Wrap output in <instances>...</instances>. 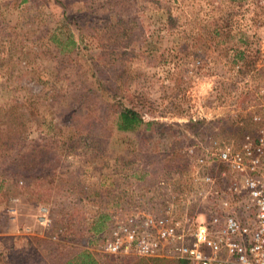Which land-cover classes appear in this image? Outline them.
Here are the masks:
<instances>
[{
	"label": "rangeland",
	"instance_id": "374dc122",
	"mask_svg": "<svg viewBox=\"0 0 264 264\" xmlns=\"http://www.w3.org/2000/svg\"><path fill=\"white\" fill-rule=\"evenodd\" d=\"M248 1L240 7L237 0H0V242L15 240L10 264H58L87 249V226L102 228L107 216L110 227L128 214L202 218L216 210L207 187L193 181L194 156L205 158L199 171L218 174L223 165L210 152L255 131L264 18L252 25ZM254 5L264 13V0ZM242 30L247 34L236 32ZM239 36L250 42L245 60L250 44L259 49L250 67L231 59L228 47ZM120 105L163 129L137 128L115 145L113 111ZM189 121L194 128L185 126ZM81 132L93 139L86 151ZM71 136L75 149L65 153ZM169 152L170 168L190 186L167 180L148 193L149 202L125 194L120 172L131 161H145L155 175ZM21 157L33 159L39 174L32 185L7 169ZM40 207L46 224L36 220ZM31 237L42 241L35 245ZM108 255L101 264H177L170 257Z\"/></svg>",
	"mask_w": 264,
	"mask_h": 264
},
{
	"label": "built area",
	"instance_id": "2783aa9c",
	"mask_svg": "<svg viewBox=\"0 0 264 264\" xmlns=\"http://www.w3.org/2000/svg\"><path fill=\"white\" fill-rule=\"evenodd\" d=\"M254 95V133L243 135L236 145L224 143L210 152L223 171H199L205 158L194 156L193 181L207 187L204 195L212 198L216 210L208 209L202 218L186 212L179 217L124 215L112 219L95 250L110 255L170 257L186 264H264V83L256 86ZM220 180L223 189L217 188ZM234 208L248 211L242 223L232 214ZM36 220L48 223L46 209H38Z\"/></svg>",
	"mask_w": 264,
	"mask_h": 264
},
{
	"label": "trees",
	"instance_id": "16d2710c",
	"mask_svg": "<svg viewBox=\"0 0 264 264\" xmlns=\"http://www.w3.org/2000/svg\"><path fill=\"white\" fill-rule=\"evenodd\" d=\"M232 1H236V0H232ZM254 2H256V0H249L248 3H250L251 5V15L249 17V20L251 21L252 25H254V23H256V20L264 18V13H262V11H258L256 10L257 6L254 5ZM244 0H237V2H235V5L242 7L244 4ZM252 7H254L255 9L253 10ZM251 25H249L250 27ZM238 29V28H237ZM236 29V30H237ZM226 32L227 34H229V30ZM250 30V29H249ZM237 33H240L242 35L247 34L245 31H236ZM253 32V31H252ZM229 40L227 39V44H229ZM236 45H234L233 47H231V45L228 47V50L230 51V56L231 59L233 60V63L236 62H242L244 61L247 56H245V50L248 46V44L250 42L247 41L246 39H242L240 36L236 41ZM240 43V44H239ZM250 46V50H252V55L251 57H248L247 60L244 61V64L247 67H250L253 62H254V56H256V54H258L259 49L256 45H254V43ZM254 55V56H253ZM237 68L242 69L238 66L237 64ZM98 84L99 86H103L101 80H98ZM112 103H110V105L112 106L113 101H111ZM119 102V101H117ZM114 112V117H113V129L115 131L114 136L111 138V142L115 143V145H119L120 142H126L124 141V136L126 135H130L131 133H133L137 128L140 131H147L152 129V127L155 128H159L160 130H162L163 125L159 122V121H155V120H147L144 121L142 119V116L139 112L138 109H135V107L133 106H118V109ZM2 121V119H1ZM196 125L195 121H189V124H186L185 126L188 128H194ZM162 128V129H161ZM7 132V131H6ZM10 133V132H8ZM161 133V132H160ZM89 135V136H88ZM72 137V136H71ZM93 139L90 138V134L89 133H82L81 132V146L83 148L84 151H86V148L88 147V141H91ZM74 137L71 138V141L69 144L66 143V145H64L63 150L64 152H72L75 149V145H74ZM11 148V147H10ZM10 148H6V150L10 149ZM90 148V147H88ZM20 155H22V153H20ZM18 152H16V156H20ZM169 156L168 159L165 160V163L162 167H160L161 169L157 171V173L155 175H153L151 172V170L149 169V165L148 163H145V161H138V159L133 160L134 165H131L132 161L129 163L128 165V170L124 169V173L120 172V176L121 179L123 180V189L125 190V194L130 196V197H134L136 200L138 201H144V202H149L150 200H152L153 195H148L149 192H157V190L159 189L161 184H167V180H171L172 181V185L176 182V184H184L185 187L187 188L188 186H190V182L186 183L184 182L187 179H184L181 177V174H179V172L174 169V166H172L170 168L171 165H173V161H174V153L173 152H169ZM181 156V155H180ZM28 162V163H27ZM138 163V167L136 166V164ZM167 163V165H165ZM13 167H9L7 169H12L11 174L13 176L20 174L25 178V181L28 182V185H32V183L34 182V180L39 179V174L34 173V169L33 168V159H28V160H24L22 159V157L20 159L17 158V160L15 161V164L13 163L12 165ZM136 166V167H135ZM16 168V169H15ZM33 168V169H32ZM219 168H222V166H219ZM0 174H1V169H0ZM177 175V178H175L174 176ZM153 177V179H152ZM27 179V180H26ZM152 179V180H151ZM31 180V181H30ZM175 181V182H174ZM166 186V185H165ZM165 188H164V196H162V199L160 200V202L163 204L167 203V199L168 196L165 192ZM181 191V190H180ZM178 197L175 196V199H177ZM241 209L239 208H234L232 210V214H234L237 218V220L242 223L246 216L245 214H242ZM208 215V214H207ZM106 225L104 227L101 228V226H99L97 223L91 224L90 226H87V235H86V241H85V245H87V249H80L76 252H74L73 254H70L69 256H67L62 262L58 263V264H101L100 261L98 260L100 257H102V253H99L95 250L97 244H98V240L101 238V236L103 234H105L107 232V230L109 229V223H110V218L108 219V216L106 218ZM100 222V221H99ZM30 240L32 242H35V245H38L39 241H42L41 237H31ZM44 240V239H43ZM15 241V240H14ZM14 241H10L7 245L4 243V245L2 244V242H0V245L3 249H1L2 251L0 252V256H2V258H0V264H10V260H9V252H12L13 250H15L13 248V242ZM52 241V240H51ZM41 246V245H39ZM91 248V250H90ZM4 256V258H3ZM111 256V255H108ZM149 258H155V257H149ZM18 258L16 255H14L13 257V261L12 262H17ZM42 261V262H41ZM41 262V264H47L46 261L43 260H39L37 261V263L39 264ZM177 264H186L185 261L183 260H177L176 261ZM26 264H34L33 261H27L26 260Z\"/></svg>",
	"mask_w": 264,
	"mask_h": 264
}]
</instances>
